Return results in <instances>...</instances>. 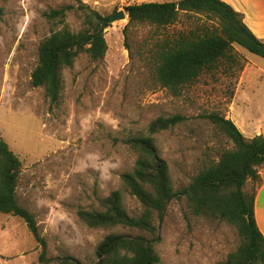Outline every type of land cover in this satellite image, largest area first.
Returning <instances> with one entry per match:
<instances>
[{
	"label": "rangeland",
	"instance_id": "obj_1",
	"mask_svg": "<svg viewBox=\"0 0 264 264\" xmlns=\"http://www.w3.org/2000/svg\"><path fill=\"white\" fill-rule=\"evenodd\" d=\"M131 2L0 0V139L23 163L18 198L35 215L47 243L43 255L23 220L0 213V264H62L67 257L94 264L96 249L107 235L128 233L90 228L78 212L99 209L103 199L120 189L121 175L136 161L124 140L147 132L161 116L184 117L155 136L178 194L163 219L155 220L162 238L157 245L161 264H219L240 245L234 226L193 214L181 192L207 164L234 149L206 116L220 113L248 139L264 136L263 58L236 46L246 62L242 71L204 75L175 95L155 81L148 61V49L163 33L150 24L127 27V17L105 28L108 51L102 60L83 54L64 71L58 106L50 105L44 89L31 85L41 41L65 27L73 32L83 28L81 3L107 19ZM69 5L74 9L65 24L44 16ZM191 23L181 17L167 32L190 30ZM260 174L264 180V167ZM126 207L131 214L141 212L140 203L129 194Z\"/></svg>",
	"mask_w": 264,
	"mask_h": 264
},
{
	"label": "trees",
	"instance_id": "obj_2",
	"mask_svg": "<svg viewBox=\"0 0 264 264\" xmlns=\"http://www.w3.org/2000/svg\"><path fill=\"white\" fill-rule=\"evenodd\" d=\"M73 9L71 5L63 6L44 16L56 24H65L68 12ZM80 10L84 17L79 32L65 27L54 31L39 45L31 85L44 89L52 107L62 102L64 71L73 67L83 54L100 61L108 51L105 29H102L106 18L83 3ZM124 11L129 18L127 27L150 24L163 33L148 49V61L155 81L175 95L204 75L242 71L246 62L236 46L264 59V41L257 38L243 16L223 0L133 2ZM3 15L4 9L0 6V19ZM181 17L192 21L193 27L177 34L167 32ZM206 117L232 141L234 149L222 152L217 161L207 164L181 194L188 199L193 214L226 222L237 229L240 245L219 264H264V235L255 216L257 189L264 181L260 174L264 167V136L246 138L232 120L220 113ZM183 121L180 115L161 116L149 124L147 132L124 140L135 153L136 161L130 171L121 175L120 189L103 199L99 209L83 208L78 212L90 228L128 230V233L107 235L96 249L94 264H161L157 245L162 238L155 220L156 216L160 221L163 219L178 194L155 136ZM22 169L21 159L0 139V213L23 220L42 246L44 255L47 243L40 234L37 219L18 198ZM126 194L140 203L139 214L127 210ZM64 259L62 264H82L70 257Z\"/></svg>",
	"mask_w": 264,
	"mask_h": 264
},
{
	"label": "crops",
	"instance_id": "obj_3",
	"mask_svg": "<svg viewBox=\"0 0 264 264\" xmlns=\"http://www.w3.org/2000/svg\"><path fill=\"white\" fill-rule=\"evenodd\" d=\"M223 1L231 5L238 13H240L243 16L245 24L250 28V30L256 35L257 38L264 41V0ZM133 2L143 3L135 0H133ZM237 127L239 128V126ZM255 216L258 227L264 235V181L257 189L255 200Z\"/></svg>",
	"mask_w": 264,
	"mask_h": 264
},
{
	"label": "water",
	"instance_id": "obj_4",
	"mask_svg": "<svg viewBox=\"0 0 264 264\" xmlns=\"http://www.w3.org/2000/svg\"><path fill=\"white\" fill-rule=\"evenodd\" d=\"M128 16L124 10L117 12L109 19H106L102 24V29L107 28L109 25H112L116 21L125 20Z\"/></svg>",
	"mask_w": 264,
	"mask_h": 264
}]
</instances>
